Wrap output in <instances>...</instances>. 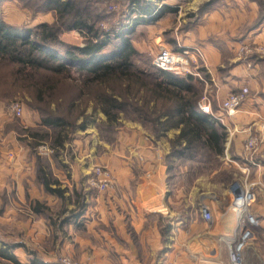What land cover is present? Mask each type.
Instances as JSON below:
<instances>
[{"label":"crops","instance_id":"obj_1","mask_svg":"<svg viewBox=\"0 0 264 264\" xmlns=\"http://www.w3.org/2000/svg\"><path fill=\"white\" fill-rule=\"evenodd\" d=\"M147 1L154 2L157 10L166 5L164 0ZM241 4H251V12L255 15V1ZM168 12L166 10L165 15ZM214 14L223 17L224 12L217 10ZM165 15L154 23L141 26L152 27ZM249 39L264 44V24L249 30L246 40ZM177 46L175 50L164 47L171 51L198 50V64L205 77V83L199 85L209 93L214 111L222 117L224 127L232 125L227 127L223 153L214 158L219 167L204 174H188L185 186L181 184L185 176L179 177V183V178L175 180L164 163L171 141L179 134V127L166 129L154 141L139 121H124L115 128L122 120L120 115L113 121L96 109L93 112L97 118L88 115L77 130V133L89 134L95 144L85 145L77 139L64 142L62 147L55 149L56 155L48 159L51 178L63 191V199H59L44 191L38 183L35 162L24 158L27 151L16 145L13 137L14 160H7L5 146H0V262L21 264L27 260V264H49L33 253L27 254L23 247L42 245L52 238L51 226L41 215L45 213V205L50 208L61 200L63 208L59 215L64 217L63 231L55 234L58 235L56 245L83 264H164L168 261L174 264H229L226 243L232 241L236 226L231 205L235 181L244 188L254 184L256 195L248 210L255 217L256 225L254 237L244 252L245 262L264 264V144L255 157L256 167L242 157L245 136L251 130L261 134L263 124L255 121L259 112L250 108L252 100L244 101L233 116H226L217 109L218 101L237 84L264 86V77L260 74L264 70V59L256 63L249 60L251 67L248 63H235L232 73L239 82L234 83L216 76L217 68H223L221 65L225 60L222 45L208 40L202 46ZM226 60L234 63L232 57H226ZM250 117L252 120L248 122ZM24 122L31 127L28 131L39 128L37 117L26 118ZM101 122L114 127L113 140L99 145L96 144L99 141L96 125ZM12 133L3 136L9 139ZM97 164L106 165L114 180L113 188L105 193L88 187L90 171ZM244 167L249 171L247 177L242 172ZM80 202L84 204L82 215L65 221ZM36 203L42 207V212H35ZM202 206L208 207L211 221L202 219Z\"/></svg>","mask_w":264,"mask_h":264},{"label":"trees","instance_id":"obj_2","mask_svg":"<svg viewBox=\"0 0 264 264\" xmlns=\"http://www.w3.org/2000/svg\"><path fill=\"white\" fill-rule=\"evenodd\" d=\"M87 3L44 0V8L53 11L56 20L32 28L9 25L0 20V87L3 95L9 98L30 94L31 101L27 105L39 113V128L43 130L31 133L33 139L44 142L52 138V144L48 146L53 152L51 156H55V149L70 140L78 126L76 120L83 116L82 102L76 104V101L86 90L96 87L100 91L93 96L94 105L109 120L114 121L118 113H125L132 102L130 106H135L134 112L151 124L156 137L168 128H180L170 143L166 160L190 161L202 154L211 158L220 156L226 128L200 113L197 80L192 77L180 79L152 66L156 73L135 67L138 53L130 37L136 27L154 23L165 15L166 10L171 12L173 9L157 10L147 0H128L130 14L134 16H128L130 23L120 31L113 28L102 31L94 27L98 17L88 10ZM65 30L83 34L86 38L84 46L64 45L60 34ZM72 70L78 73L80 83L76 82ZM64 83L72 87L76 97L74 99L72 95L65 106L61 102L55 103L60 100L58 87ZM37 144L30 143V148L33 150ZM35 167L37 181L44 191L63 199V191L49 173L48 160L38 159ZM41 208L36 203L34 210L42 212ZM83 209L84 204L80 202L65 221L78 219Z\"/></svg>","mask_w":264,"mask_h":264},{"label":"rangeland","instance_id":"obj_3","mask_svg":"<svg viewBox=\"0 0 264 264\" xmlns=\"http://www.w3.org/2000/svg\"><path fill=\"white\" fill-rule=\"evenodd\" d=\"M82 1H88V10L93 15L98 17V19H95L96 23L94 27H97L102 31H107L112 28L114 29V31H120L121 29L125 28L128 23H130L129 21L131 19H129L128 16H132L129 11L128 0H81V2ZM224 1L225 0H164L166 5L163 6L171 8L173 10L171 12H168L163 19L158 21L152 27H145L141 25L137 26L134 34L130 37L131 43L138 53V60L135 61V67L137 69L144 70L147 73H156L151 67V60L153 55L155 54L156 49H158L159 46H169L170 48L175 50L178 49L177 45L202 46L208 40H211L212 42L215 41V44L219 46L222 45V47L224 48H222V56L223 58H225V60H223V64L221 65L223 68H217L216 76L221 80L226 79L229 82H239V80H236V78H238L236 77V74L232 73V70L236 67L235 63H248L249 60H253L252 62L256 63L260 59H264V44L260 42H253L251 39L246 40L249 30H251L255 25L264 24V0ZM251 1H255L256 3V6L254 7V9H256L255 15L253 14V12H251V4L243 6L241 4L250 3ZM152 4L155 5L154 2ZM215 8L224 12V14L222 15L223 17H220L221 15L214 14L217 11L215 10ZM243 10L244 12H242ZM226 13H228V16ZM224 16L227 18H225ZM240 19H242V22H240ZM0 20L9 25L32 28L42 23H54L56 20V15L53 11L44 8V0H0ZM204 35L205 37H207L205 38ZM60 40L64 45L72 47H82L85 44L86 38L83 34L75 30H65L61 32ZM226 42L228 43L226 44ZM226 45L228 46L227 51H225ZM226 57L234 58V63L232 64V62H227ZM247 66L251 67L249 63L247 64ZM72 74L75 78H77L78 81L76 82L80 83V79H78V73L72 70ZM260 74L262 77H264V70H262ZM201 76L203 79L205 78L203 73L201 74ZM197 82L201 83L199 81ZM198 83L195 84L197 85L196 87L199 94V100L201 95L203 94V90L201 85H199ZM237 85L238 86L236 87L234 86L235 89H233V91H237L239 90V88L247 89L245 102H250V100H252V107L250 108L259 112V114H257L258 117L255 118V121L263 124L261 134H256L255 132H253V130H251L249 133H247L242 142V157H244V159L246 160L252 158V160L255 162V157L257 153H259L261 146L264 144V86L251 87L248 86L247 83L246 85L242 86H239V84ZM98 91H100V88L92 87L90 90H86V92H84V96L76 101V104L82 102L84 113L83 116L79 117L76 120V124L78 126L76 125L77 127L71 133L69 140L70 142L77 139L81 140L85 145L87 144L89 146H92L93 144H95L94 142H92V138H90L89 134L77 133V130L80 129V126H82V121L87 118L88 115L90 116L92 114L91 118H97L95 112L93 111L99 109V107H96L94 105L93 96ZM3 93L4 92L0 87V146H5L4 157L7 160L15 159L14 151H12L13 146L11 145L14 137L16 145H20V147L24 148L27 151L24 155L25 159L28 157L32 161H34L35 164H37L38 159L46 161L50 159L52 156L43 157L38 155L36 149L41 144L50 146L52 144V138L46 139V141L44 142L35 141L30 134L38 131H40L38 133L43 132V130L38 127L32 128V130L28 134L25 133V130L31 127H29L24 122V119L27 118L28 120H32L33 118L37 117V119L40 120L37 110L30 108L27 105V103L31 101V97L29 96L30 94H25L24 97L9 98L5 97ZM73 93L74 90L71 86H67L66 83L60 85L57 91L60 100H57L55 103L61 102L65 106L67 103L66 101L70 99ZM74 96L75 95H73V98L76 99V97ZM15 103L22 106V116H14L8 113V106ZM37 105L42 104L37 103ZM53 105H51V108L53 107ZM130 105H133V103L129 102V107H127L128 109H126L125 113H118L122 120L120 123H116L115 128H117V126L122 124L124 121H139L141 125H143L147 129V131L155 141L157 138L156 134H154V130L151 124L141 119L140 116H138V114L134 112L135 106L131 107ZM137 107H139V104H137ZM251 120L252 117H250L247 121L249 122ZM229 126L231 127L232 125ZM229 126L227 127L229 128ZM113 128L114 127L108 126L106 123H98L96 125V129L98 130L99 141L96 144L100 145V143L102 144L103 142H112ZM10 132H13L12 134H10L11 137L9 139H5L4 136ZM250 137H256L259 140L258 148L253 155H249L243 150L245 140ZM33 142L39 144H37L36 147L32 150L30 148V143L32 144ZM164 163L167 167V170H170L169 174L172 175L175 180L176 178L185 176L182 179L183 182H181V184L185 186H187L188 184V174H204L209 172L213 168L219 167V162L214 158H211V156H209L208 154L199 155L198 157L190 161L181 160L174 162V159H165ZM97 165L106 166L103 164ZM91 173L92 170L90 171V176ZM234 178L237 180L236 176ZM180 181L181 179L179 178V183ZM234 183L240 185L235 181ZM88 187L91 190L97 192L95 188L89 185ZM107 191H110V189ZM51 207L48 208L45 205L43 207V211L45 213H42L43 215L41 216H44L43 218L45 219L46 224L49 227L51 226L52 238H50L49 241L43 243L42 245L27 244V247H23L25 252L27 254L33 253V256L49 264H61L62 259L67 257L72 258L76 262L83 263L80 260H76L73 257L69 256L68 253L62 252L60 250L59 244L56 245L55 239L58 237L59 233L63 231V227H61V225L63 223L64 217H61L59 215L60 209L63 208V203L61 200H59L57 201L56 205H52ZM56 233H58V235H55ZM27 263L28 261L24 260L21 264ZM0 264L8 263L0 262Z\"/></svg>","mask_w":264,"mask_h":264},{"label":"built area","instance_id":"obj_4","mask_svg":"<svg viewBox=\"0 0 264 264\" xmlns=\"http://www.w3.org/2000/svg\"><path fill=\"white\" fill-rule=\"evenodd\" d=\"M198 57V50L195 49L191 51H171L166 49L164 46H159L157 52L152 57L151 66L158 71L169 73L174 77L180 79L192 77L204 84L205 79L201 76L202 71L198 64ZM246 96V88H240L237 91L229 92L224 99L218 101V112L226 116H233L241 104L245 101ZM197 107L201 114L218 121L225 126L221 119L222 117L218 116L217 112L214 111L212 99L206 90L203 91V94L198 100ZM22 112V106L17 103L8 106V113L14 116H20ZM258 145L259 140L256 137H250L245 140L243 150L249 155H253L257 150ZM36 151L38 155L43 157H49L53 153L52 149H50V147L46 144L39 145ZM247 161L248 164L255 167L257 166L252 158ZM242 172L245 177L249 174L247 167H244ZM87 182L89 186L95 188L99 193L112 189L114 186V180L111 172L106 166L100 165H95L93 167L91 176L89 175ZM234 188L235 191L233 192L231 205L236 215V226L232 241L226 243L228 260L229 264H246L244 252L254 237L253 228L256 225L255 217L252 216L248 210L255 202L256 195L254 193V184H249L245 188L241 185L234 184ZM200 212L202 219L205 222L211 221L212 216L208 207L202 206ZM61 264L83 263L76 262L72 258L67 257L62 259ZM164 264L174 263L172 261H168Z\"/></svg>","mask_w":264,"mask_h":264}]
</instances>
